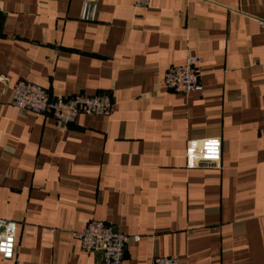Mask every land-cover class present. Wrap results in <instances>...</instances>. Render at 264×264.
I'll use <instances>...</instances> for the list:
<instances>
[{"label": "crops", "instance_id": "0c3cea01", "mask_svg": "<svg viewBox=\"0 0 264 264\" xmlns=\"http://www.w3.org/2000/svg\"><path fill=\"white\" fill-rule=\"evenodd\" d=\"M0 0V264H97L72 236L102 221L128 236L121 264H264V0ZM199 59L202 91L164 73ZM25 81L52 98L108 94L70 125L11 105ZM219 138L218 168L188 170ZM138 240L133 242L132 238Z\"/></svg>", "mask_w": 264, "mask_h": 264}, {"label": "built area", "instance_id": "2783aa9c", "mask_svg": "<svg viewBox=\"0 0 264 264\" xmlns=\"http://www.w3.org/2000/svg\"><path fill=\"white\" fill-rule=\"evenodd\" d=\"M94 5L89 0L83 2L81 19L88 20ZM200 62L196 57L186 58L180 66L168 69L163 75L164 86L177 94L188 95L202 91L199 82ZM9 80L0 76V84L7 86ZM11 105L23 112L49 116L63 125L72 124L81 115L106 116L111 113L112 100L108 94L87 96L74 94L69 97L52 98L43 88L18 81L11 86ZM185 167L188 170L202 164L218 168L221 160V142L219 138L192 140L186 144ZM16 224L0 220V258L11 260L15 250ZM80 249L98 256L97 264H121L128 242V236L102 221L91 220L80 232H74ZM133 242L138 240L132 238ZM152 264H179L176 257H156Z\"/></svg>", "mask_w": 264, "mask_h": 264}, {"label": "water", "instance_id": "95a60500", "mask_svg": "<svg viewBox=\"0 0 264 264\" xmlns=\"http://www.w3.org/2000/svg\"><path fill=\"white\" fill-rule=\"evenodd\" d=\"M202 165H204V164H202Z\"/></svg>", "mask_w": 264, "mask_h": 264}]
</instances>
